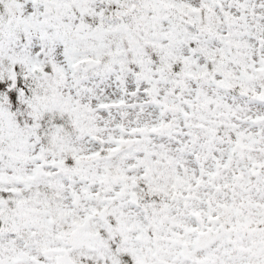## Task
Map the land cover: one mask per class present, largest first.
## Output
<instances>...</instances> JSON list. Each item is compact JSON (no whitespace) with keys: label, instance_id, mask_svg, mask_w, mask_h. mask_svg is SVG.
<instances>
[{"label":"snow or ice","instance_id":"1","mask_svg":"<svg viewBox=\"0 0 264 264\" xmlns=\"http://www.w3.org/2000/svg\"><path fill=\"white\" fill-rule=\"evenodd\" d=\"M0 264H264V0H0Z\"/></svg>","mask_w":264,"mask_h":264}]
</instances>
